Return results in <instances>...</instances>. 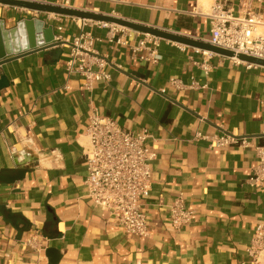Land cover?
I'll return each instance as SVG.
<instances>
[{
  "label": "crops",
  "instance_id": "crops-1",
  "mask_svg": "<svg viewBox=\"0 0 264 264\" xmlns=\"http://www.w3.org/2000/svg\"><path fill=\"white\" fill-rule=\"evenodd\" d=\"M37 1L210 38L213 0ZM230 3L233 14L250 10L264 20V0ZM53 14L0 4L5 29L38 18L60 36L57 44L0 64V174L26 169L15 182L0 179V264H51L48 247L60 254L56 264H264V251L247 250L256 225L264 223V187L248 181L255 146L264 141V67L206 57L166 39L159 41L158 63L147 65L129 47L144 33L130 29L129 45H119L107 40L108 27ZM81 29L100 38L92 49L110 74L91 89L66 71L71 40ZM206 59L207 72L200 66ZM93 111L150 135L144 237L107 221L85 195L83 150ZM224 136L238 141L218 144ZM177 199L192 214L174 229L169 207ZM30 237L35 240L26 242Z\"/></svg>",
  "mask_w": 264,
  "mask_h": 264
},
{
  "label": "built area",
  "instance_id": "built-area-1",
  "mask_svg": "<svg viewBox=\"0 0 264 264\" xmlns=\"http://www.w3.org/2000/svg\"><path fill=\"white\" fill-rule=\"evenodd\" d=\"M207 16L210 20L209 43L232 50L236 54L264 58V34L259 32V28L264 27V20L258 12L247 10L235 15L230 0H213ZM94 22L109 28L108 41L129 45L128 37L132 31L129 28L114 23ZM56 28L62 29L60 25ZM59 37L56 36L55 39ZM96 40L100 38L81 29L71 40L66 60L67 73L81 75L86 89H91L93 82L110 79V74L104 69L107 63L105 58L98 56L92 49ZM159 41V37L144 33L137 44L129 47L134 57L147 65H155L160 59ZM202 53L206 57L214 54L205 50ZM230 59L234 63H244L247 67L253 66L240 61L236 56ZM206 61L207 59L200 62L205 72L211 67ZM172 84L178 87L179 81L173 79ZM88 119L85 130L88 145L83 150L86 164L85 195L94 207L107 215V221L121 227L126 233L144 237L148 234V225L143 200L147 198L150 188L149 162L153 155L146 142L150 135L146 128L138 131L127 129L111 116L100 115L95 111ZM237 141L231 136L216 140L220 145ZM240 142L245 144L244 139ZM255 150L256 163L250 171L248 181L264 187V141L256 144ZM191 214L181 199L175 200L169 207L171 226L178 229L180 225L190 221ZM34 240V237H30L26 242ZM247 250L253 256L264 251V223L256 225Z\"/></svg>",
  "mask_w": 264,
  "mask_h": 264
},
{
  "label": "water",
  "instance_id": "water-1",
  "mask_svg": "<svg viewBox=\"0 0 264 264\" xmlns=\"http://www.w3.org/2000/svg\"><path fill=\"white\" fill-rule=\"evenodd\" d=\"M0 4L10 7H19L34 12L55 13L63 16L75 17L78 19L114 23L135 31L159 37L160 39H166L180 44H185L190 47L209 51L217 55H222L229 58L236 56V58L240 61L264 67V58L246 55L244 53L236 54L232 50L213 45L202 39L191 38L186 35H181L149 25L133 22L114 15L98 13L87 9L63 6L59 4H51L37 0H0ZM3 25V21L0 20V64L6 60L16 58L30 51L43 49L60 42L55 39L53 27L51 25L44 26V21L38 18L21 19L14 27L9 29H5ZM25 172L26 169L13 168L7 170L5 173H1L0 179L6 183H12L23 178ZM6 216L10 219H14L16 215L9 213L8 211L6 212ZM45 255L51 264L58 263L60 259V254L54 247L46 248Z\"/></svg>",
  "mask_w": 264,
  "mask_h": 264
},
{
  "label": "rangeland",
  "instance_id": "rangeland-1",
  "mask_svg": "<svg viewBox=\"0 0 264 264\" xmlns=\"http://www.w3.org/2000/svg\"><path fill=\"white\" fill-rule=\"evenodd\" d=\"M263 30H264V27L259 28V32L264 34Z\"/></svg>",
  "mask_w": 264,
  "mask_h": 264
},
{
  "label": "trees",
  "instance_id": "trees-1",
  "mask_svg": "<svg viewBox=\"0 0 264 264\" xmlns=\"http://www.w3.org/2000/svg\"><path fill=\"white\" fill-rule=\"evenodd\" d=\"M47 228V227H46ZM51 234H54L55 235V231L51 232Z\"/></svg>",
  "mask_w": 264,
  "mask_h": 264
},
{
  "label": "bare ground",
  "instance_id": "bare-ground-1",
  "mask_svg": "<svg viewBox=\"0 0 264 264\" xmlns=\"http://www.w3.org/2000/svg\"><path fill=\"white\" fill-rule=\"evenodd\" d=\"M263 32H264V30H263ZM62 264H65V262H62Z\"/></svg>",
  "mask_w": 264,
  "mask_h": 264
}]
</instances>
